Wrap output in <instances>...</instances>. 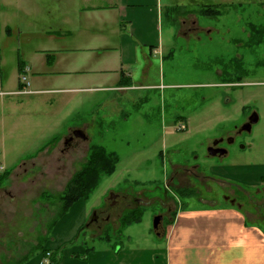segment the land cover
Listing matches in <instances>:
<instances>
[{
    "label": "rangeland",
    "instance_id": "obj_1",
    "mask_svg": "<svg viewBox=\"0 0 264 264\" xmlns=\"http://www.w3.org/2000/svg\"><path fill=\"white\" fill-rule=\"evenodd\" d=\"M177 4L162 22L164 29L172 28L170 45L161 66L158 57L145 81L157 86L138 91L144 98L126 106L125 123L102 121L101 110L90 100L61 123L63 111L49 103L63 91L79 88L62 79L80 74L60 72L74 66L69 57L96 55L80 46L87 38L108 32L114 37L108 42L116 44L115 19L88 13L82 0H0V77L6 92L0 107V165L10 170L0 184V264H23L28 257L49 252L48 239L61 207L58 196L85 161L91 143L114 152L118 163L77 209L75 220L88 212L79 245L83 239L95 249L104 242L113 247L119 239L126 245L122 217L131 211L145 212L131 231L141 238L150 225V239L158 240L154 218H160L162 229L185 202L206 206L225 196L228 201L242 197L234 186L227 188L215 178L209 182L203 170L229 167L233 159L241 162L237 166L264 164V35L258 43L256 36L264 30V4ZM21 83L28 94L14 93L23 89ZM254 111L259 121L249 132L236 133ZM80 118L84 124L69 127ZM76 129L86 138L68 141ZM220 138L227 156L206 159L207 146ZM152 195L159 198L150 201ZM98 208L97 220L91 222ZM97 236L104 242L88 240Z\"/></svg>",
    "mask_w": 264,
    "mask_h": 264
},
{
    "label": "crops",
    "instance_id": "obj_2",
    "mask_svg": "<svg viewBox=\"0 0 264 264\" xmlns=\"http://www.w3.org/2000/svg\"><path fill=\"white\" fill-rule=\"evenodd\" d=\"M201 1L225 7L241 5L245 1L264 4V0ZM82 3V9L88 13L103 12L106 21L115 19L112 32L117 41L110 45L108 41L114 37H109L108 32L92 39L87 38L80 46L89 47L87 51L96 52V55L69 57V63L74 66L60 72L66 75L80 74L74 79H62L65 84L79 88L63 91L49 104H55L63 111L64 120L61 123L66 122L67 117L73 116L74 112L76 114L87 100L101 110L102 121L121 120L125 123L128 118L127 105L132 102L136 104L144 98L140 92L147 87L157 86H146L145 81L150 79L154 60L160 57L158 63L161 66V57L170 45L172 28L168 25L164 29L162 22L164 13L169 8L179 6L178 0H82ZM106 26L108 27L107 24ZM84 66L89 67V70H83ZM20 67L21 72H25L24 66ZM85 74L89 75L82 76ZM24 85L22 84L23 89L14 93L28 94ZM5 93L0 77V107L4 106ZM71 103L73 105L68 106ZM259 119L260 115L258 121ZM85 121L80 118V123L75 122L69 127L84 124ZM186 121L188 125V120ZM208 155L207 153L206 159L216 158ZM226 156L225 152L223 157ZM229 162V167L224 164L212 165L206 172L203 170V173L210 178L209 182L211 178H215L227 188L234 186L242 197H234L232 201H228L225 196L224 201H211L206 206L195 203L187 205L185 202L182 208L176 210L172 220L162 227L160 234H155L158 240L150 239V225L141 238L131 231L133 225L142 221L145 213L142 211L140 221L122 227L121 238L126 241V245L119 239V243H114L112 247L111 242H104L98 236L89 237L88 240H101L106 243L103 247L95 249L87 246L84 244L86 239L79 245L77 237L88 216L87 210H84V215L75 220L77 209L84 202L79 201L54 224L48 239V250L51 253L60 252L58 264H264V164L237 166L241 162L234 159ZM192 197L188 198L192 200ZM157 198L158 195H152L150 201ZM94 211H100V208ZM37 255L31 256L23 264H43L45 254Z\"/></svg>",
    "mask_w": 264,
    "mask_h": 264
},
{
    "label": "trees",
    "instance_id": "obj_3",
    "mask_svg": "<svg viewBox=\"0 0 264 264\" xmlns=\"http://www.w3.org/2000/svg\"><path fill=\"white\" fill-rule=\"evenodd\" d=\"M207 10H212V12L214 11L212 7L209 6H207ZM254 29L252 30L254 31ZM257 29L259 30V28ZM263 35L264 30L261 34L256 33L257 43L261 42V37ZM20 71H22L21 67ZM22 87V84H20V88ZM117 162L118 156L114 152H108L104 147L97 144L91 143L89 145L85 161L81 167L72 174L64 189L58 196L61 207L58 212V217L53 223L52 228L62 216L70 211L74 204L79 201H86V199H88L94 189L98 186L102 176L111 175L115 171ZM8 175H10V170L8 169H4L2 172H0V184L7 179ZM141 215L142 212L140 210L125 213L122 217L123 227L133 222L140 221ZM102 238L103 237H101V239ZM36 250H40V248H37ZM43 253L45 252L43 251ZM48 253V264H58L60 252L55 251ZM27 259H29V257L24 259V261Z\"/></svg>",
    "mask_w": 264,
    "mask_h": 264
},
{
    "label": "water",
    "instance_id": "obj_4",
    "mask_svg": "<svg viewBox=\"0 0 264 264\" xmlns=\"http://www.w3.org/2000/svg\"><path fill=\"white\" fill-rule=\"evenodd\" d=\"M258 121V115L257 113L254 111L250 114V116L248 117V120L239 128V131H250L251 130V126L252 124H255L256 122ZM81 138V139H85L86 138V135L84 134V132L80 129H76V130H73L72 131V135L70 137V139L72 138ZM222 141V139L218 140V141H215L214 142V145L217 144L218 142ZM232 139H228L227 142H231ZM208 154L211 155V156H216V157H223L224 154H225V151L222 150L221 148H214V147H210L208 148ZM114 198H115V195L113 194H110V201L112 202L111 205H115L114 203ZM97 220V214L96 212L94 211L92 213V217L90 219L91 222L93 221H96ZM153 228H154V232L155 234L159 235L160 234V231H161V227H160V218H154V221H153Z\"/></svg>",
    "mask_w": 264,
    "mask_h": 264
},
{
    "label": "flooded vegetation",
    "instance_id": "obj_5",
    "mask_svg": "<svg viewBox=\"0 0 264 264\" xmlns=\"http://www.w3.org/2000/svg\"><path fill=\"white\" fill-rule=\"evenodd\" d=\"M246 121H247V119H246L244 122H246ZM239 132H240L239 129H237V130H236V133H239ZM70 137H71V136L68 137V139H67L68 141H70V140L73 139V138L70 139ZM220 139H222V138H220ZM220 139H215V140H213L212 143H211V145H210V146H207V150H208V148H210V147H214V148L222 147L223 139H222V141H220V142H218L217 144L214 145V142H215V141H218V140H220ZM207 153H208V151H207ZM97 217H98V216H97ZM102 219H103L104 221L107 220L106 217H102ZM99 228H100V225H99Z\"/></svg>",
    "mask_w": 264,
    "mask_h": 264
},
{
    "label": "built area",
    "instance_id": "obj_6",
    "mask_svg": "<svg viewBox=\"0 0 264 264\" xmlns=\"http://www.w3.org/2000/svg\"><path fill=\"white\" fill-rule=\"evenodd\" d=\"M181 127L183 128V125H182ZM0 169H1L2 171L4 170L2 167H0ZM2 171H1V172H2ZM48 256H49V253L46 254V256H45V260H46V257H48ZM48 263H49V261H47V264H48Z\"/></svg>",
    "mask_w": 264,
    "mask_h": 264
}]
</instances>
